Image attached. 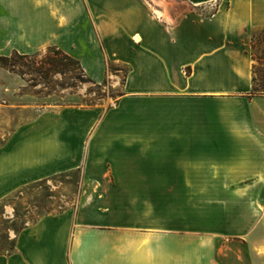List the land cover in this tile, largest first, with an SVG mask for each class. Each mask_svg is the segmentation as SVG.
I'll return each instance as SVG.
<instances>
[{"label": "crops", "instance_id": "crops-1", "mask_svg": "<svg viewBox=\"0 0 264 264\" xmlns=\"http://www.w3.org/2000/svg\"><path fill=\"white\" fill-rule=\"evenodd\" d=\"M173 3L191 8L173 17ZM263 27L264 0H0V55L55 47L120 84L108 107L37 113L0 77V202L72 170L97 182L21 228L0 264H264L249 52ZM110 63L127 67L122 83Z\"/></svg>", "mask_w": 264, "mask_h": 264}, {"label": "rangeland", "instance_id": "rangeland-1", "mask_svg": "<svg viewBox=\"0 0 264 264\" xmlns=\"http://www.w3.org/2000/svg\"><path fill=\"white\" fill-rule=\"evenodd\" d=\"M216 5L217 2H212L196 8H199L201 14H209ZM189 7L191 8L187 4L178 3L170 5L173 17L177 18ZM260 29H255L253 33ZM259 47L250 48V54L258 55L264 45ZM49 57L62 56L46 49L26 57L14 56L9 69L0 66V77L18 95L11 98V104L30 105L37 113L67 106L104 108L112 105L119 95L120 84L113 85L108 79L100 84L90 82L78 65L71 62L62 65L61 72L48 65L39 72L37 68ZM108 69L110 73H118L121 77L119 82L122 83L127 67L110 63ZM261 69L264 70V67ZM262 73L264 75V71ZM0 88L3 89L1 86ZM8 115H13V112L9 111ZM96 185L97 182H84L81 170L78 169L49 176L24 186L5 198L0 202V252L13 250L14 235L25 225L45 214L77 205L87 199L81 196L80 191L92 189Z\"/></svg>", "mask_w": 264, "mask_h": 264}, {"label": "trees", "instance_id": "trees-1", "mask_svg": "<svg viewBox=\"0 0 264 264\" xmlns=\"http://www.w3.org/2000/svg\"><path fill=\"white\" fill-rule=\"evenodd\" d=\"M259 45H264V27L261 28L257 33H253L252 38H251V48L256 49L259 47ZM260 48V47H259ZM47 51H55L56 55H61L62 57L56 58V57H49L47 60L42 62L39 67L37 68L38 71L40 72L41 69L45 66L48 65L50 68H52L55 71H60L61 66L67 65V63L71 62L75 65H78L80 68L81 72L85 75L83 72L79 61L72 58L68 54L62 52L60 49L55 48V47H50L47 49ZM38 53V52H36ZM34 53V54H36ZM31 55V54H30ZM14 56L18 57H26L29 55H22L17 52H13L10 56H3L0 55V66L9 69L10 68V61ZM252 59L254 60L253 64V85H252V90H251V96L254 95H263L264 94V75L261 67H264V48L263 50L260 51L258 55L256 54H251ZM87 80L90 82L95 83L93 80H91L89 77H87Z\"/></svg>", "mask_w": 264, "mask_h": 264}, {"label": "bare ground", "instance_id": "bare-ground-1", "mask_svg": "<svg viewBox=\"0 0 264 264\" xmlns=\"http://www.w3.org/2000/svg\"><path fill=\"white\" fill-rule=\"evenodd\" d=\"M163 5L165 6L166 4L163 2Z\"/></svg>", "mask_w": 264, "mask_h": 264}]
</instances>
